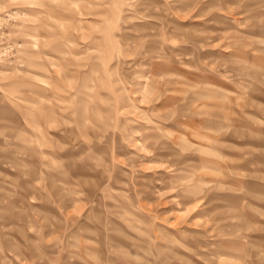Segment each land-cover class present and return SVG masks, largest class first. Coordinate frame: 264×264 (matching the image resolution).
<instances>
[{"label": "rangeland", "instance_id": "1", "mask_svg": "<svg viewBox=\"0 0 264 264\" xmlns=\"http://www.w3.org/2000/svg\"><path fill=\"white\" fill-rule=\"evenodd\" d=\"M0 264H264V0H0Z\"/></svg>", "mask_w": 264, "mask_h": 264}]
</instances>
